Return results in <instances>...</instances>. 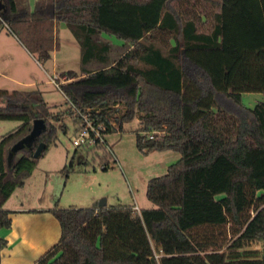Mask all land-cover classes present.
<instances>
[{
  "label": "trees",
  "instance_id": "trees-1",
  "mask_svg": "<svg viewBox=\"0 0 264 264\" xmlns=\"http://www.w3.org/2000/svg\"><path fill=\"white\" fill-rule=\"evenodd\" d=\"M0 15L41 63L65 22L80 45L81 74L62 71L71 79L63 92L106 133L137 117L140 150L180 153L147 182L154 207L56 200L48 211L61 235L32 264H264V100L243 101L244 92L264 93V0H36L34 8L0 0ZM0 98V120L19 121L0 136L1 228L12 223L5 202L74 110L54 111L40 89L0 88ZM37 117L46 127L9 163ZM152 129L162 135L150 138ZM6 244L0 235V264Z\"/></svg>",
  "mask_w": 264,
  "mask_h": 264
},
{
  "label": "rangeland",
  "instance_id": "rangeland-1",
  "mask_svg": "<svg viewBox=\"0 0 264 264\" xmlns=\"http://www.w3.org/2000/svg\"><path fill=\"white\" fill-rule=\"evenodd\" d=\"M34 5L35 0H29L30 8H34ZM55 37L58 48L52 52L49 60L41 63L16 35L12 36L7 25L0 23V50L12 51V58L4 62L0 58V70L4 71V74L0 75V88L9 90L39 88L54 111L69 108L64 92L52 81V76L56 70L63 69V71L75 69L79 75L81 74L80 45L65 22L57 24ZM112 39L116 41L115 38ZM121 53L119 49L115 50L116 56ZM61 72L57 74V80L62 81L64 75ZM263 98L258 91L243 93V101L250 107H254ZM115 107L123 110L121 105ZM18 122L8 119L3 123L8 124L6 128L10 129L12 127L9 126H15ZM63 122L67 130H59L56 143L50 144L36 166L33 182H36L42 191L51 189L50 182L54 184L52 191L55 194V201L58 200L61 207L71 205L89 207L104 200L106 205L136 203L140 208L156 206L147 197V182L153 176L164 174L168 166L180 158L178 151L140 150L136 145V129L139 127L137 117L124 122L122 128L114 124L113 130L106 134L107 144L93 146L91 150L73 144L72 140L79 123L77 115L67 113L63 117ZM58 124L59 122L56 123ZM107 145L112 149L110 150ZM70 161L73 167L66 174L63 167ZM103 164H106L107 168H103ZM16 197L15 194L13 199Z\"/></svg>",
  "mask_w": 264,
  "mask_h": 264
},
{
  "label": "crops",
  "instance_id": "crops-1",
  "mask_svg": "<svg viewBox=\"0 0 264 264\" xmlns=\"http://www.w3.org/2000/svg\"><path fill=\"white\" fill-rule=\"evenodd\" d=\"M12 36L15 37L13 33ZM114 42L121 41L116 39ZM11 56L12 51L10 49L6 52L0 50L2 62L12 58ZM63 70H56L53 75L57 76ZM1 74H4V71L0 70ZM261 94L264 96L263 92ZM3 104V100L0 99V105ZM4 121L0 120V136L19 124L18 122L15 126H9L12 128L8 129L6 128L8 124L3 123ZM35 170L36 167L26 179L25 184L17 187L4 204L6 209L13 212L11 213V225L0 228V235L7 240V244L2 249L1 258L3 264H32L56 243L61 235V226L58 218L48 211L55 204L56 198L52 191L54 184L50 182L51 189L48 188L45 189L46 191H42L39 185L33 182ZM15 194L17 197L13 199ZM94 206L98 207L99 204ZM253 247L262 249L263 245L259 242L254 243Z\"/></svg>",
  "mask_w": 264,
  "mask_h": 264
},
{
  "label": "built area",
  "instance_id": "built-area-1",
  "mask_svg": "<svg viewBox=\"0 0 264 264\" xmlns=\"http://www.w3.org/2000/svg\"><path fill=\"white\" fill-rule=\"evenodd\" d=\"M0 19L2 22H4L1 15H0ZM3 24L7 25L6 22H4ZM63 78L64 79H62L61 81L59 79L57 80V76L56 77L52 76V81L56 84L57 87L61 88V84L69 80L65 75ZM65 97L69 103V106L74 110V113L77 115L79 119L78 129L72 140L73 144L76 147H93V146L107 144L106 126L103 123L97 121L95 118L91 117L90 115L91 109L87 108L86 110H84L66 94ZM147 133L150 138H159L162 135V131L157 129H152ZM107 147L110 150L112 149L109 145H107ZM104 166L105 164L102 165V167ZM133 207L138 212H140L141 208L139 207V205L135 203L133 204Z\"/></svg>",
  "mask_w": 264,
  "mask_h": 264
},
{
  "label": "water",
  "instance_id": "water-1",
  "mask_svg": "<svg viewBox=\"0 0 264 264\" xmlns=\"http://www.w3.org/2000/svg\"><path fill=\"white\" fill-rule=\"evenodd\" d=\"M46 127V123L45 120L43 118L37 117L33 120V125H32V129L31 131L26 134L25 136H23L22 138H20L18 141H16L10 151H9V155H8V160L9 163L12 162V158L13 155L20 149L24 148V147H28L31 146L35 139L41 134V132L43 131V129ZM45 147V143L44 142H40L35 150V155L39 156L42 152V150ZM99 206H106V200H104L103 202H101L99 204Z\"/></svg>",
  "mask_w": 264,
  "mask_h": 264
}]
</instances>
